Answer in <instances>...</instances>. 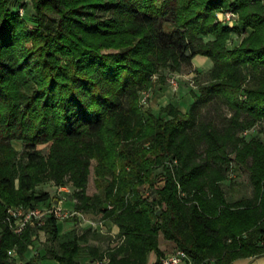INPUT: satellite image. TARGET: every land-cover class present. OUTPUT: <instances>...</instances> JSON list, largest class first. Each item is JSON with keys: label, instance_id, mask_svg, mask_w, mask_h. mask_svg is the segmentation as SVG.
Here are the masks:
<instances>
[{"label": "trees", "instance_id": "trees-1", "mask_svg": "<svg viewBox=\"0 0 264 264\" xmlns=\"http://www.w3.org/2000/svg\"><path fill=\"white\" fill-rule=\"evenodd\" d=\"M18 3L0 0V264H19L9 251L22 259L33 242L38 226L17 233L3 219L10 206L44 205L49 193L32 189L43 179L70 180L73 209L111 218L121 238L106 260L89 247L80 261L82 235L60 232L48 215L52 264H147L150 251L162 264L158 234L192 264L263 254L264 141L242 132L264 120V0H30L31 29ZM225 6L247 31L232 47L235 28L215 17ZM50 15L53 29L43 24ZM196 54L212 63L187 109L144 108L139 91L150 75ZM205 104L229 114L204 117ZM14 138L23 162H14ZM92 157L101 192L87 194ZM232 161L247 168L252 195L228 201L222 181Z\"/></svg>", "mask_w": 264, "mask_h": 264}, {"label": "rangeland", "instance_id": "rangeland-1", "mask_svg": "<svg viewBox=\"0 0 264 264\" xmlns=\"http://www.w3.org/2000/svg\"><path fill=\"white\" fill-rule=\"evenodd\" d=\"M18 2L19 3L16 5V8L21 15V19L26 25V28L31 29L32 27L37 25V21L32 15L33 10L30 6V0H18ZM227 8L229 7H223V9ZM223 9H218L217 11H215V17L222 23L228 24L229 26L235 28L230 32L229 38L227 40V46L232 47L240 41V39L246 34L247 31L241 26L236 13V15L232 17V19L224 20L221 17V11ZM55 22V17L51 15L46 16L43 20L44 26L48 27L49 29H53L55 27ZM202 38L206 40L208 38H211V35H204L202 36ZM208 60L205 59V61L200 65H194L193 60H191L189 64H181L179 70H171L168 67L164 66L158 67L157 70L150 75L152 85L150 87H144L139 91L140 103H142L144 108H153L152 106H158V103L156 102H158L157 97L159 93H156V90L158 89L160 83L168 84L170 86V90L168 89L166 91V94L167 98L173 100L174 102L179 99L178 95H180V92L188 93L190 87H194V89H196L197 82H200L207 77V69L212 63L210 59ZM196 66L199 67L197 68ZM171 77H173L176 81L175 87L172 86L169 82V78ZM146 92H148L149 94L147 96H144ZM220 110V113H217L209 104H205L200 108L202 116L207 118L209 117L213 120H220L223 115L229 114L228 109H226L224 105L221 106ZM242 134H246V137L253 136L264 141V120L257 121L249 129L243 131ZM10 143L14 150L17 151L14 157V162H23L24 158H22L20 154V151L23 148V140L14 138L11 139ZM39 146L42 148L43 155L46 156V150L43 149L44 144H40ZM89 161L88 174H86V193H100L101 191L96 186V175L94 172V165L97 160L92 157ZM155 172L156 177L158 178L156 183H161L162 179H159L162 173L161 168L158 167ZM107 177H110V175H108ZM13 182L14 188L16 189L18 187V176L15 174L13 177ZM222 187L225 192L226 200L228 201L238 199L240 196L252 195V185L249 180V172L247 168L244 165L236 164L234 161H232L231 169L227 171L226 178L222 181ZM72 188L73 185H71L70 180H67L63 185L57 186L54 183L53 179L38 180L32 187L34 192L38 193L40 191H47L49 193L50 198L46 202H44L45 205L59 204V206L66 208L69 211L73 208V206L70 207V205L68 204L69 200H74L71 198V192L73 190ZM75 215L76 216H73L74 218L76 217L75 220H73L71 215L64 218H57V220L61 223V232L66 231L70 228H74V230L78 234L82 235L81 239L79 240V243L81 245V252L76 259L80 261H88V259L90 260L89 247H95L98 249V253L104 254L102 258L103 260H106V257L108 256L106 251L109 250V248L116 246V244L121 239L118 235V225L113 222L111 218L104 217L103 214H100V212L98 211L86 212L84 210H81L78 215ZM43 223L40 226L35 227L36 232L35 236L33 237V242H30V244L27 246L24 258L18 259L14 250L9 251L10 257L17 263L36 264L34 258H38L40 260V264L54 263V261L49 258V254L46 251V244L48 243V241L47 232L44 228ZM157 239L160 250H162L165 254L172 252V250L176 247L173 241L163 238L161 234H158ZM146 256L147 264H152L155 259L154 251H150ZM260 256L261 255L259 254L256 259H254V264H258L259 262L264 261ZM98 261L99 259L96 258L94 260V263H98ZM213 261L214 260L210 258L207 260V264H214Z\"/></svg>", "mask_w": 264, "mask_h": 264}, {"label": "built area", "instance_id": "built-area-1", "mask_svg": "<svg viewBox=\"0 0 264 264\" xmlns=\"http://www.w3.org/2000/svg\"><path fill=\"white\" fill-rule=\"evenodd\" d=\"M20 11V10H19ZM222 18L224 20H230L236 14L230 9H223L221 11ZM169 82L172 86H176V81L173 77L169 78ZM149 93L146 92L144 96H147ZM246 131V130H244ZM79 210H68L59 206V204L51 205H36V206H27V205H15L7 208V213L3 220L7 221L10 228L14 232H22L26 226H39L45 220V217L48 215H53L56 218H64L73 214H79ZM162 264H192L191 258L185 250L175 247L172 252L164 254L161 257Z\"/></svg>", "mask_w": 264, "mask_h": 264}, {"label": "crops", "instance_id": "crops-1", "mask_svg": "<svg viewBox=\"0 0 264 264\" xmlns=\"http://www.w3.org/2000/svg\"><path fill=\"white\" fill-rule=\"evenodd\" d=\"M191 59L193 60L194 65H200L202 62L205 61V59L208 60V57L205 56V55L196 54ZM196 67L198 68L199 66H196ZM169 87L170 86L168 84H161V83L159 84L158 89H160V90H158V89L156 90V93H159L158 97H157L158 98V102H156V103H158L157 105L158 106H162V105H164L166 103H173L178 108H180L181 110L185 111L187 109L189 103L192 100L190 89L193 88V87L189 88V90H188L189 92L188 93H184V92L181 93L180 92V95H178L179 99L176 100L175 102L173 100L167 98L166 91L168 89L170 90ZM186 95H188V96H186ZM158 106H156V107L152 106V107L153 108H157ZM73 202H74V200H69L68 201V204L70 205V207H72V204H74ZM57 222H58V226H59V231L61 232V230H60L61 229L60 228L61 223L58 220H57ZM72 224H73V221H72ZM260 255H261L260 257H262V259L264 260V253H263V255L262 254H260ZM257 256L254 255V256H248V257H240V258H237V259L233 260L230 264H254V259H256ZM263 263H264V261H261L258 264H263Z\"/></svg>", "mask_w": 264, "mask_h": 264}, {"label": "water", "instance_id": "water-1", "mask_svg": "<svg viewBox=\"0 0 264 264\" xmlns=\"http://www.w3.org/2000/svg\"><path fill=\"white\" fill-rule=\"evenodd\" d=\"M186 53H188V51H186Z\"/></svg>", "mask_w": 264, "mask_h": 264}]
</instances>
